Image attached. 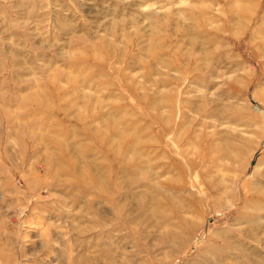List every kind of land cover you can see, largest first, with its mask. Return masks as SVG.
Returning a JSON list of instances; mask_svg holds the SVG:
<instances>
[{"label":"rangeland","instance_id":"1","mask_svg":"<svg viewBox=\"0 0 264 264\" xmlns=\"http://www.w3.org/2000/svg\"><path fill=\"white\" fill-rule=\"evenodd\" d=\"M0 264H264V0H0Z\"/></svg>","mask_w":264,"mask_h":264}]
</instances>
